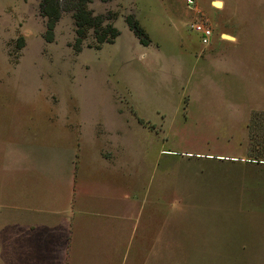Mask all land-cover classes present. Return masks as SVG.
<instances>
[{
  "label": "rangeland",
  "instance_id": "1",
  "mask_svg": "<svg viewBox=\"0 0 264 264\" xmlns=\"http://www.w3.org/2000/svg\"><path fill=\"white\" fill-rule=\"evenodd\" d=\"M39 3L0 0V149L74 144L86 183L115 171L97 156L125 168V240L70 263L264 264V0H89L119 33L80 50L73 10L48 40Z\"/></svg>",
  "mask_w": 264,
  "mask_h": 264
},
{
  "label": "crops",
  "instance_id": "2",
  "mask_svg": "<svg viewBox=\"0 0 264 264\" xmlns=\"http://www.w3.org/2000/svg\"><path fill=\"white\" fill-rule=\"evenodd\" d=\"M49 146L0 149V264H71L75 243L91 254L104 247L105 254L112 253L114 238L125 240L119 225L125 218V185L122 194L110 190L118 184L115 179L125 176L124 160L116 167L96 153V163L101 160L115 171L110 180L88 176L91 182L86 183L76 146ZM114 201L120 204L118 213ZM110 222L112 229L105 228Z\"/></svg>",
  "mask_w": 264,
  "mask_h": 264
},
{
  "label": "trees",
  "instance_id": "3",
  "mask_svg": "<svg viewBox=\"0 0 264 264\" xmlns=\"http://www.w3.org/2000/svg\"><path fill=\"white\" fill-rule=\"evenodd\" d=\"M89 0H40V11L47 17L45 37L48 40L53 38V27L56 20L59 17L62 9H72L74 20L76 24V39L74 48L80 50L81 43L87 34V30L92 28L94 31V37L97 41V47L99 43L112 40L119 30L110 21L103 22L102 14L94 15L88 8L87 3ZM64 5V6H62ZM127 22L131 28H133L136 35L139 36L141 42H145L147 39L143 38V30L136 20L129 15Z\"/></svg>",
  "mask_w": 264,
  "mask_h": 264
},
{
  "label": "built area",
  "instance_id": "4",
  "mask_svg": "<svg viewBox=\"0 0 264 264\" xmlns=\"http://www.w3.org/2000/svg\"><path fill=\"white\" fill-rule=\"evenodd\" d=\"M187 4L193 3V0H186ZM193 30L199 35L201 41L206 42L212 35V30L208 25H205L201 21H194L191 23Z\"/></svg>",
  "mask_w": 264,
  "mask_h": 264
},
{
  "label": "bare ground",
  "instance_id": "5",
  "mask_svg": "<svg viewBox=\"0 0 264 264\" xmlns=\"http://www.w3.org/2000/svg\"><path fill=\"white\" fill-rule=\"evenodd\" d=\"M219 2V1H218Z\"/></svg>",
  "mask_w": 264,
  "mask_h": 264
}]
</instances>
